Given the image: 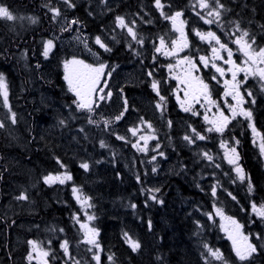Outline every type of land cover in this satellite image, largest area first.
I'll use <instances>...</instances> for the list:
<instances>
[{
	"label": "trees",
	"instance_id": "obj_1",
	"mask_svg": "<svg viewBox=\"0 0 264 264\" xmlns=\"http://www.w3.org/2000/svg\"><path fill=\"white\" fill-rule=\"evenodd\" d=\"M104 1L0 0L15 17L0 18V74L7 85V106L0 94V264H38L32 261L33 244L47 253V264H264V216L258 214L264 207V159L245 120L215 130L221 113L228 116L230 100L211 80L213 67L205 68L213 57L203 36L215 34L239 62L242 53L233 39L241 33L247 32L251 51L264 49V0H203L205 7L201 0H160L159 8L156 0H106L108 6ZM58 5L69 28L79 26L91 37L89 44L104 37L108 50L95 47L103 62L141 73L138 83L120 88L121 111L100 105L109 100L106 89L104 101L92 103L98 108H77L63 64L90 60L80 48L58 42V34L69 37L55 25L60 12L55 15L52 7ZM118 17L127 20L129 35L116 27ZM178 19L190 39L183 56L209 85L208 102L190 104L189 111L177 104L179 85L167 73L170 51L161 57L155 49L159 39L165 49L173 48L172 40L180 37L173 26L183 28ZM48 39L54 45L45 57ZM257 78L247 83L258 86L254 120L264 138V79ZM127 114L151 120L161 140L143 152L133 149L129 138L112 131ZM191 130L196 140L187 144L184 135ZM224 145L235 150L236 164L227 160ZM155 155L169 160L172 169L159 185L148 168ZM62 172L70 182L45 181ZM74 187L89 202L86 213L98 233L99 253L85 240ZM225 218L236 219L255 247L248 259L236 256L220 228ZM129 239L139 244L135 251ZM209 249L219 250L221 259Z\"/></svg>",
	"mask_w": 264,
	"mask_h": 264
},
{
	"label": "rangeland",
	"instance_id": "obj_2",
	"mask_svg": "<svg viewBox=\"0 0 264 264\" xmlns=\"http://www.w3.org/2000/svg\"><path fill=\"white\" fill-rule=\"evenodd\" d=\"M104 4L108 6V5H110V2H107L105 0ZM59 6L60 5H58V7L57 6L52 7V9H56V10H58V12H60L61 8H59ZM61 13L62 12H60L59 16L54 17V21L56 22L55 25L58 28H60L61 33L66 32V34H69L68 35L69 37H66L63 34H58V35H56L58 42L60 43L61 46H64V47H70V48L74 47L76 49L80 48L82 50L83 54H85L87 56V59H89L90 61L87 62L86 60L81 59L82 57H80V59L79 58H72L71 60H73V59L83 60L86 64H90L93 67H98L100 64L105 65L103 74L100 75V83H98L96 85V88H97V90L103 89L102 84L104 83V84H106V87L109 86L111 88V89L106 88V91H111L112 94H111L109 100H107L105 103H100V105H103V107H105L106 109H109L110 112L114 111V110L121 111L123 102H122L121 96L119 94L120 88L125 86V85L134 84L135 82L138 83V80L140 78L141 73L136 68L131 69V68L121 67V66H117V65H109L107 62H103L95 50V47L103 48L99 44L96 43L97 37H95L93 40L94 44H89V42H92L91 37L89 35H83L82 32H80L79 26H73L72 28H69L68 18H66V16L61 14ZM124 22H127V20L123 19L122 25L120 23H118V21H117L116 27L118 28V30H121L122 32L127 33L129 35L130 34V32H129L130 25L128 27H126V24ZM179 24L184 28L183 34L181 37L177 36V38L172 40L173 48H171V50H169L170 48L165 49L164 40L159 39L157 41L155 49H156V51H157V49H159L158 52H159V54H161V57H163L165 52L170 51V53H172V57H176L177 59H175L170 65L168 64V67H167L168 72L167 73L169 74L170 72H174L173 78H176L175 76H177V78H181V79H184L187 77V82L189 83L190 90L193 91L198 96L201 94L202 96H204V98H205L204 100H206V99H208V95L205 96V94H203L201 92L206 93L208 90V87H207V89H205L203 87V85L206 83L202 79L200 74H198V67L192 61H189V59L187 60L183 56L184 50L188 47V45L190 43V39H189V35H188L187 31H185L186 26L184 27L183 19H179ZM208 34L209 33L207 32V33L203 34V36L204 37L207 36L206 42L209 44V48H210V52H211L212 57H213L212 50L213 51L215 50L214 53L216 56H219L220 59H222L224 62L228 61V59H229L228 47L229 46L226 45L227 43H222V45L225 46L222 48L221 43L216 42V39L214 38L215 34H214V36H209ZM118 36H120V34ZM99 38H100V41L104 44V42H105L103 40L104 37L99 36ZM238 39L240 40V44H237V43L236 44L238 45V48L240 49V52L242 53L241 58L244 60H243L242 64H238V63L237 64L241 68L246 69V71H243V73H244L243 79H241V77L239 79V76L234 79V89L236 91L242 92V89H241L242 86H244V84H246L249 79H252V80H255L256 82H259V79L257 78V73H258L259 67H261V69H264V62H261V58L258 55L260 50H252L251 51L250 48H248L247 50L251 53V55L253 56V58L255 59L256 62L253 63L252 60H249V58L244 55V52L241 51V46L248 44L246 42V37L243 36V33H241V36L239 38L237 37L233 40L237 41ZM162 40H163V44L161 43ZM202 40L205 41V39H202ZM47 41H52V40L48 39ZM218 44H220V45H218ZM53 45L54 44L52 41V47H53ZM185 45H187V46H185ZM103 49H105V48H103ZM231 58H234V60L237 61L233 52H232ZM209 59L211 60V58H209ZM71 60H69V61H71ZM212 60L214 61L215 59L212 58ZM78 67L79 66L69 65V73H71L75 68H78ZM63 77H65L64 64H63ZM104 78H105V80H104ZM66 83H67V86L69 88L67 81H66ZM227 89H228L227 87H224V91H226ZM106 91L104 93V96L106 95ZM70 92L74 93L72 91H70ZM246 93H247L246 95L241 93V97H243L242 104L246 105L249 102V101H247L246 96H250L251 97L250 102L255 103V98L252 96L251 91L246 90ZM233 95L234 94L230 95V97H231L233 103H235V98ZM94 98H95V96H94ZM101 101H104V99H102ZM148 103H150L149 100L146 101V105ZM192 104H198V101L193 96H191V105ZM118 105H119V109L117 110ZM151 105L156 112H159L161 110V106L160 107L157 106L160 104L151 103ZM238 105L241 106V104H238ZM93 107L98 108V105L93 104ZM236 110L238 111L237 113H239V107H237ZM223 117H225V116H223ZM246 118H248V117L245 116L244 119H246ZM217 122H218V126H219V124H220V126L223 125L222 116H220V118H218ZM110 123H113V122H110ZM168 124H171V121H168ZM113 126H114V129L112 131L115 130L117 132V135L120 138L122 136H126L127 138H129L131 141L133 149H135L138 152L145 151V149L148 148L149 146H151V145L154 146L155 145L154 142L158 143L161 140V138L159 139V136L155 132V127L153 125V122L149 119H146V118H142L138 121L137 119L135 120V118L132 117L131 114H127L126 119L121 124L117 122ZM169 126H171V125H169ZM253 128L255 129V127L253 126V123H251L252 135L255 133H258L256 129L254 132ZM186 135H184L183 140H185V142L187 144H191L196 140L195 136H197V133L194 130H191L190 135H188V134H186ZM189 136H191V138L185 139V137H189ZM254 137H255V140L257 142V145L261 149L262 143H261L260 136L258 134H255ZM197 139L201 140L199 137H197ZM192 140H194V141H192ZM223 151L225 152L227 160L228 161L232 160V161H234L233 164H236L237 158H236L235 152L229 148H226L225 146H223ZM262 154L264 157V153H262ZM154 157H155V159H153ZM154 157H151L149 159L150 163L148 164V168H151V170L149 172L151 176L153 174L156 175V178H157L156 184L159 185L158 184L159 181H161L162 178L165 177L166 175H168L169 172L172 170L171 169V163L169 160H163L165 157L160 158L158 155H155ZM237 168L241 169L239 166H236L235 171H237ZM241 174L242 173H240V175ZM47 177H49V176H47ZM51 177H53V176H51ZM57 177L59 179H54V181L51 182L52 184L60 182V179H63L64 182H70V180H71V178L70 179L67 178V177H70V175L66 172H62L59 175L57 174L53 178H57ZM72 190L74 192V197H75L76 201L80 205V208L82 211L81 213L84 216V220L81 221L80 226L84 232L85 240L88 242L89 238H93L95 240V243H89V242L88 243L92 247H94L96 253H99L100 248L98 245V233L90 224V220L92 219V216L86 213V211L90 207L89 202L85 197H83V195L78 191L77 188L74 187ZM90 217H91V219H89ZM233 221H235V223H233ZM82 225H83V227H82ZM236 225H237L236 219L225 218L223 221L221 220V226H220V228H222V230L225 232L227 238L230 240V243H231V246H232V249L234 252H235V250L233 247V239L229 238L230 235L235 239L237 246L244 248L248 244L247 240L244 239L245 236H243V234L241 232V227L239 226V228H237ZM26 229H29V230L33 229V225H32V227H29ZM34 252H38V253L42 254V250L40 249L39 246L35 247Z\"/></svg>",
	"mask_w": 264,
	"mask_h": 264
},
{
	"label": "snow or ice",
	"instance_id": "obj_3",
	"mask_svg": "<svg viewBox=\"0 0 264 264\" xmlns=\"http://www.w3.org/2000/svg\"><path fill=\"white\" fill-rule=\"evenodd\" d=\"M66 2H69V0H66ZM218 2V0H217ZM156 4L157 7H161L160 5V0H156ZM71 6V5H70ZM206 4L203 2V0H201V7H205ZM220 7H222V5H220ZM52 11L54 12L55 15H58V10L56 9H52ZM211 14V13H210ZM219 13H217L218 15ZM180 13H176V16H180ZM0 18H6L8 20H14L15 17L10 13V11L8 10L7 7L4 6H0ZM118 23H120L121 25L123 24V19L118 17L117 18ZM210 23V21H207ZM129 32H131V29H129ZM209 36H214V34L209 33ZM247 32L243 33V36H247ZM96 43L99 44L101 47L105 48V50L107 51V47L100 41V38L97 37L96 39ZM161 43L163 44V40L161 41ZM237 44H240V40L238 39L236 41ZM187 46V45H185ZM221 47H225L224 45H221ZM52 48V41H47L45 43L44 46V52L43 55L45 57L48 56L50 50ZM248 48H250V45H242L241 46V51L244 52V55L247 56L249 58V60H252L253 63H255V59L253 58V56L251 55V53L247 50ZM157 51H159V49H157ZM215 51V50H214ZM228 55H229V60L232 56V52L231 50L228 51ZM259 57L261 58V62H264V49H260V52L258 53ZM201 60L203 61L204 58L202 57ZM229 61H226V63ZM69 65H75V66H79L78 68H75L71 73H69ZM236 68V71H233L232 75H233V79H235L236 77V72H243L246 71V69L244 68H239L236 67L235 65H233ZM65 67V77L64 79L68 82L69 85V90L74 92L76 95L77 100L74 101L77 104V108L78 109H87L88 111H92V100H91V94L95 91H97L96 85L98 83H100V75L103 74L105 65L100 64L98 67H93L90 64H86L83 60H77V59H73L71 61H65L64 64ZM217 72H220L221 74H223V69L221 68H217L216 69ZM259 76L261 79H264V69H259ZM227 83V82H226ZM153 89L155 90L157 88V84L156 82H153L152 85ZM203 87L205 89H207V85L204 84ZM100 91H103V89H100ZM0 94H2L4 96V103L7 106V85L5 83V78L3 76V74H0ZM226 95L231 94L230 92H226ZM109 95H111V93H109ZM238 97V103H242L243 102V97H240L239 94H237ZM236 98V97H234ZM101 99H103V97H101ZM164 98L161 97V100H163ZM158 107H160V105H157ZM190 109H185V111H189ZM235 111H233V115H235ZM241 114L247 116L249 119H251V113L250 112H246L244 110H241ZM121 116H123V113H121ZM121 116H117L116 119L119 120L121 118ZM221 116L223 118V125L216 127V131H223V127L226 126L227 124V117H223V114L221 113ZM15 122V121H13ZM3 125H0V127H2ZM212 129H209V131H211ZM253 131L255 132V129L253 128ZM200 139H203V137H199ZM185 139H189L188 137H185ZM103 146V145H102ZM234 151V150H233ZM261 152L264 153V144H261ZM155 159V157L153 158ZM209 159H211V157H209ZM230 163H234V161L230 160ZM83 168L87 169L88 165L87 164H83L81 165ZM155 170V169H154ZM237 172L238 173H242V169L237 168ZM68 179H70V177H67ZM241 179H243V175H241L240 177ZM54 179H59L57 178H53L51 176L49 177H45V181L46 182H53ZM60 182L63 183L64 180L60 179ZM75 191V190H74ZM19 199H26V197L21 194V196L19 197ZM135 207V206H133ZM254 210H255V205L253 206ZM217 212L220 213V210L217 209ZM259 215L264 216V207L261 208V210H259L258 212ZM91 219V217L89 218ZM233 223H235V221H233ZM237 228H239V225H236ZM83 227V225H82ZM94 231V230H93ZM127 235V234H125ZM230 239H233V247L236 253V256L241 260L244 261L246 259H248L249 256H251L252 253H254L256 251L255 247L251 244H247L246 247L242 248L240 246H237L235 239L230 235L229 237ZM245 240H247V237L244 238ZM89 243H95V240L93 238H89L88 240ZM30 244L34 243L32 241L29 242ZM129 243L131 245V247L133 248V250L135 251L138 247L139 244L135 241H131L129 239ZM62 247L65 248V250L67 251V244L65 242V244H62ZM205 247H207V245H205ZM210 252H212L211 249H209ZM43 255H47V253H43ZM212 255H214L217 259H221V256L219 254V250H217L216 252H212ZM29 259H31V254L29 256Z\"/></svg>",
	"mask_w": 264,
	"mask_h": 264
},
{
	"label": "flooded vegetation",
	"instance_id": "obj_4",
	"mask_svg": "<svg viewBox=\"0 0 264 264\" xmlns=\"http://www.w3.org/2000/svg\"><path fill=\"white\" fill-rule=\"evenodd\" d=\"M219 63H220V62H219ZM222 65L225 66V68L222 67ZM219 68L223 69V73H224V70L227 69L226 62L220 63ZM216 69H217V68H216L215 66H213V70H214L215 73H216L215 79H217V80H222L223 83L225 84L224 75L221 74L220 72H217ZM170 73H171L172 79H173L174 81H177V83H178V85H179L178 90H179L180 92L177 91V95H176V101H177V104H178L179 106H183V110H185L186 108L189 107V104H190V101H191L190 94L192 95L194 92L190 90V86H189V83H187V80L181 83V82H180V79L177 78V76H175L176 78H173V77H174V72H170ZM225 76H226V75H225ZM240 76H243V75L241 74ZM226 77H227V76H226ZM104 89H105V88H103V90H104ZM102 92H103V91H100V89H98L97 91L93 92V93L91 94V97H90L91 100H92L94 94H96L97 98H98L99 100H101ZM186 96L188 97V99H187L188 105L185 103V100H184V98H185ZM192 96L195 97L196 100H198V98H199V96H195V95H192ZM241 110H244L243 107L241 108ZM11 234H13V232H12ZM35 247H36V245H34V248H35ZM34 259L38 260L41 264H47V263H46V260H45V257H44L42 254L38 253V252H34ZM1 263H4V262H1Z\"/></svg>",
	"mask_w": 264,
	"mask_h": 264
},
{
	"label": "water",
	"instance_id": "obj_5",
	"mask_svg": "<svg viewBox=\"0 0 264 264\" xmlns=\"http://www.w3.org/2000/svg\"><path fill=\"white\" fill-rule=\"evenodd\" d=\"M174 29L177 31V32H180L181 30H180V28H178V27H176L175 25H174ZM233 65H235L236 67H238L237 66V64H236V62H235V60L234 59H230L229 60V62H228V66H229V74L230 75H232V73H233V71H236V68L233 66ZM238 72H236V74H237ZM233 76V75H232ZM227 82V81H226ZM225 82V85H227V86H233V83L232 82H227L226 83Z\"/></svg>",
	"mask_w": 264,
	"mask_h": 264
}]
</instances>
